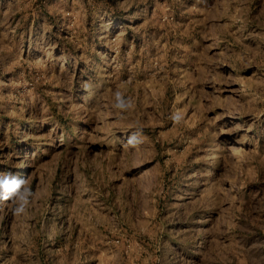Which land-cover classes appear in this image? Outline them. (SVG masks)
Here are the masks:
<instances>
[{"label": "rangeland", "instance_id": "1", "mask_svg": "<svg viewBox=\"0 0 264 264\" xmlns=\"http://www.w3.org/2000/svg\"><path fill=\"white\" fill-rule=\"evenodd\" d=\"M15 170L0 264H264V0H0Z\"/></svg>", "mask_w": 264, "mask_h": 264}, {"label": "clouds", "instance_id": "2", "mask_svg": "<svg viewBox=\"0 0 264 264\" xmlns=\"http://www.w3.org/2000/svg\"><path fill=\"white\" fill-rule=\"evenodd\" d=\"M116 98L121 101L117 106L123 107L119 92L116 93ZM33 195L34 193L25 178L12 172L0 174V201H11L12 211L15 215L25 213Z\"/></svg>", "mask_w": 264, "mask_h": 264}, {"label": "trees", "instance_id": "3", "mask_svg": "<svg viewBox=\"0 0 264 264\" xmlns=\"http://www.w3.org/2000/svg\"><path fill=\"white\" fill-rule=\"evenodd\" d=\"M12 173L16 174V170L15 171H12Z\"/></svg>", "mask_w": 264, "mask_h": 264}, {"label": "bare ground", "instance_id": "4", "mask_svg": "<svg viewBox=\"0 0 264 264\" xmlns=\"http://www.w3.org/2000/svg\"><path fill=\"white\" fill-rule=\"evenodd\" d=\"M244 91H246V88H243Z\"/></svg>", "mask_w": 264, "mask_h": 264}]
</instances>
